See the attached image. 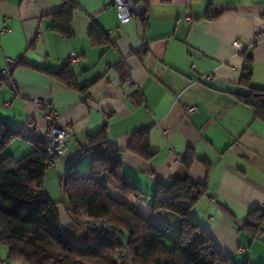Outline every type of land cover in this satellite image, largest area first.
Returning a JSON list of instances; mask_svg holds the SVG:
<instances>
[{
	"label": "crops",
	"instance_id": "1",
	"mask_svg": "<svg viewBox=\"0 0 264 264\" xmlns=\"http://www.w3.org/2000/svg\"><path fill=\"white\" fill-rule=\"evenodd\" d=\"M73 1V36L65 38L50 28L51 14L64 0H0V73L8 60L20 59L10 80L0 77V122L43 140L31 122L48 128L46 111L31 103L42 99L61 124L74 129L67 150L44 178L64 229L78 241L88 238V230L68 212L61 179L71 167L90 169L89 137L107 127L111 148L121 152L124 180L145 192L125 195L105 173L114 198L149 224L168 226L176 239L179 217L155 211L151 197L159 184L184 177L183 158L191 149L189 175L206 187L192 220L234 264H264V234L254 237L244 228L252 211L264 212V122L239 99L250 91L241 83L245 53L253 59L251 84L264 88V0H129L133 18L124 24L116 0ZM209 11L219 16L207 18ZM93 24L110 34L111 42L94 45ZM6 25L9 31H3ZM73 53L77 61H69ZM69 63L77 87L49 73ZM189 105L199 110L189 115ZM106 109L113 110L108 117ZM146 128L150 159L128 150L134 135ZM35 148L33 141L18 138L4 154L21 160ZM3 262L30 264L11 258L9 247L0 243Z\"/></svg>",
	"mask_w": 264,
	"mask_h": 264
},
{
	"label": "trees",
	"instance_id": "2",
	"mask_svg": "<svg viewBox=\"0 0 264 264\" xmlns=\"http://www.w3.org/2000/svg\"><path fill=\"white\" fill-rule=\"evenodd\" d=\"M64 7L51 14L50 28L65 38L73 36V15L76 3L64 0ZM219 14L209 11L207 18ZM90 38L94 45L111 42V36L93 24ZM245 64L241 83L248 86L247 95L239 99L249 105L256 119L264 122V88L251 84L253 59L244 54ZM70 63L60 72L50 74L77 87ZM29 139L35 150L29 156L16 160L5 149L16 139ZM91 167L87 171L70 168L62 177V189L67 209L79 224L85 218L105 219L112 230H88L85 242L76 240L63 227L57 204L44 190V178L50 168L44 140L26 138L13 127L0 122V243L9 247L11 258L30 264H118L123 242L127 240L133 264H234L216 248L208 233L194 222L191 211L206 193L203 184L194 183L189 175L195 160L193 150L183 158L184 177L169 185L159 184L151 197L155 211L165 210L180 219V233L174 239L162 228L153 226L126 201L114 198L103 174L111 175L115 187L125 195L141 197L145 192L123 178L121 152L112 149L107 127L89 137ZM129 151L150 159V130H139L133 137ZM80 225V224H79ZM244 228L254 237L264 234V212L257 209L249 214Z\"/></svg>",
	"mask_w": 264,
	"mask_h": 264
},
{
	"label": "built area",
	"instance_id": "3",
	"mask_svg": "<svg viewBox=\"0 0 264 264\" xmlns=\"http://www.w3.org/2000/svg\"><path fill=\"white\" fill-rule=\"evenodd\" d=\"M115 7L118 13L119 20L121 24L127 23L133 18V14L130 10V1L129 0H116ZM10 26L6 25L3 28V31H9ZM233 45L236 48H241L242 44L239 40H235ZM77 54L73 53L69 61H77ZM20 62V59L8 60L6 68L0 73V77H6L8 80L11 79V73L15 69V67ZM207 78H211V75H207ZM131 82V80H127ZM86 100V96L84 98ZM31 103L40 110H45V117L47 120L48 128L47 130H43L39 125L36 124V120L31 121L34 126H36L35 130L38 134L43 136V140L50 157L49 167L52 168L56 165L58 158L65 153L67 150L68 141L71 136L74 134V129L71 125H63L59 121V115L55 111H48L47 106L48 102L42 99H34ZM186 112L189 115L196 113L199 110L197 105H189L186 106ZM113 110L106 109L105 116L108 117L111 115ZM36 118V117H35ZM80 226L85 228L86 230H93L97 228H103L107 230L113 229V224L105 219H95V218H85L79 221ZM166 233H170L171 229L168 226H161ZM264 233V230H263ZM123 242V247L121 249L120 258L118 260V264H133L131 250L129 248L128 242L126 239L121 238ZM2 264H6L3 262Z\"/></svg>",
	"mask_w": 264,
	"mask_h": 264
},
{
	"label": "water",
	"instance_id": "4",
	"mask_svg": "<svg viewBox=\"0 0 264 264\" xmlns=\"http://www.w3.org/2000/svg\"><path fill=\"white\" fill-rule=\"evenodd\" d=\"M262 236V234H260L258 237H261Z\"/></svg>",
	"mask_w": 264,
	"mask_h": 264
}]
</instances>
